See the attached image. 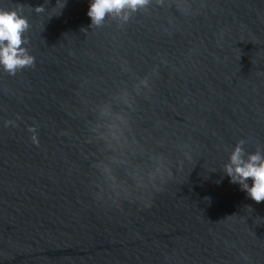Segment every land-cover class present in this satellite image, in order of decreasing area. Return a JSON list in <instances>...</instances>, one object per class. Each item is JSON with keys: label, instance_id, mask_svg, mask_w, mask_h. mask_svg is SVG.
Wrapping results in <instances>:
<instances>
[{"label": "water", "instance_id": "obj_1", "mask_svg": "<svg viewBox=\"0 0 264 264\" xmlns=\"http://www.w3.org/2000/svg\"><path fill=\"white\" fill-rule=\"evenodd\" d=\"M0 6L35 57L0 70V264H264V202L223 171L241 140L264 149V0H151L100 27L90 0ZM125 92L135 162L170 175L99 199L91 129Z\"/></svg>", "mask_w": 264, "mask_h": 264}, {"label": "clouds", "instance_id": "obj_2", "mask_svg": "<svg viewBox=\"0 0 264 264\" xmlns=\"http://www.w3.org/2000/svg\"><path fill=\"white\" fill-rule=\"evenodd\" d=\"M151 0H90L87 15L91 19V26H103L107 17L127 22L131 15L147 7ZM36 13H44L43 5L33 9ZM31 25L22 8H5L0 6V70L9 75H16L27 67L35 66V57L27 47L29 41L25 34ZM147 87L148 81L142 80L137 86ZM127 109L133 107L128 94L125 92L115 98L113 102L99 105L96 122L92 126L94 140L101 146L103 156L98 159L94 167L98 177L99 191L97 198L126 197L130 190L143 193L149 187L159 191L166 182L170 172L163 156L151 155L146 166L135 162L138 153L132 147L130 139V121ZM7 121L6 125H13ZM33 143L39 144L35 129ZM245 141L241 140L231 151L223 171L230 178V182L238 184L242 191L256 203L264 202V149L253 153L247 152ZM251 181V183H249Z\"/></svg>", "mask_w": 264, "mask_h": 264}]
</instances>
